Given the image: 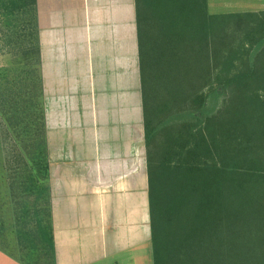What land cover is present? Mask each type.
<instances>
[{
  "label": "trees",
  "instance_id": "obj_1",
  "mask_svg": "<svg viewBox=\"0 0 264 264\" xmlns=\"http://www.w3.org/2000/svg\"><path fill=\"white\" fill-rule=\"evenodd\" d=\"M135 15L153 264H264V11L135 0ZM0 24L17 245L56 264L36 0H0Z\"/></svg>",
  "mask_w": 264,
  "mask_h": 264
},
{
  "label": "crops",
  "instance_id": "obj_2",
  "mask_svg": "<svg viewBox=\"0 0 264 264\" xmlns=\"http://www.w3.org/2000/svg\"><path fill=\"white\" fill-rule=\"evenodd\" d=\"M36 6L55 262L153 264L135 0Z\"/></svg>",
  "mask_w": 264,
  "mask_h": 264
},
{
  "label": "rangeland",
  "instance_id": "obj_3",
  "mask_svg": "<svg viewBox=\"0 0 264 264\" xmlns=\"http://www.w3.org/2000/svg\"><path fill=\"white\" fill-rule=\"evenodd\" d=\"M216 0H208L209 12L211 14L224 13L217 7L212 5ZM5 29L0 24V68L11 67L17 62L14 53L5 47V40L3 37ZM206 94H209L207 91ZM210 95V109L218 108L222 103V96ZM10 132L6 129L4 122L0 118V259L8 263L18 264H51V262L42 260L36 263V255L28 254L20 251L17 245V237L15 232L14 220V203L12 202L11 193L9 191V184L7 181V172L5 171V163L8 157L7 151L13 144L10 137Z\"/></svg>",
  "mask_w": 264,
  "mask_h": 264
}]
</instances>
